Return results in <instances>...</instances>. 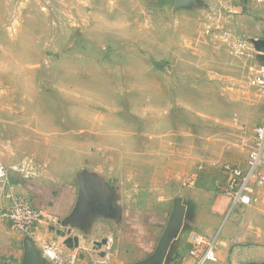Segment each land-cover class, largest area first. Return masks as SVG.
<instances>
[{
	"label": "rangeland",
	"instance_id": "rangeland-1",
	"mask_svg": "<svg viewBox=\"0 0 264 264\" xmlns=\"http://www.w3.org/2000/svg\"><path fill=\"white\" fill-rule=\"evenodd\" d=\"M257 37L260 17L232 11L230 0H0V155L12 153L4 144L20 145L18 123L38 137L19 148V166L41 177L54 132L71 140L55 143L58 164L70 153L78 165L81 151L107 147L95 138L103 131L160 134L154 150L178 154L186 234L196 191L224 197L222 164L241 160L232 144L262 121L251 124L264 97L248 87L246 60L231 45Z\"/></svg>",
	"mask_w": 264,
	"mask_h": 264
},
{
	"label": "crops",
	"instance_id": "crops-1",
	"mask_svg": "<svg viewBox=\"0 0 264 264\" xmlns=\"http://www.w3.org/2000/svg\"><path fill=\"white\" fill-rule=\"evenodd\" d=\"M259 108L262 111L256 114V122L252 125L264 117V107ZM21 112V117H25L24 110ZM16 114L19 115V108H16ZM98 120L97 126L103 124V119ZM21 124L15 125L18 128L16 142L20 145L4 144V148L10 147L8 151L13 154L0 155V163L10 168V179L16 192L26 196L36 209L50 217L37 233V239L58 238L63 241L53 227L71 228V235L79 238L78 264H195L196 258L190 254L191 233L201 234L207 239L216 237L217 262L212 264H264V205L255 203L233 207L228 195L218 198L202 189L196 191L191 204L196 214L191 223L194 229L186 234L182 226L172 230L167 245L158 250L169 220V208L174 207L179 195L175 188L179 179L178 154L154 150L156 145H152L164 141L162 135L132 132L125 135L126 141L121 145L124 140L121 132L105 136L103 131L101 137L97 135L95 138L97 141L106 140L107 147H101L92 154L88 150L81 151L78 153L81 158L78 165L72 161L70 153L66 161L58 164L59 154L53 150L55 143L64 141L63 137L69 142L71 140L68 134L53 131L47 135L46 141L49 142L50 153L39 161L47 163V170L42 177L26 178L13 168L21 165V145L35 142L38 137L33 128L25 131ZM81 124L84 127L88 122L81 119ZM54 125L56 127L55 122ZM82 130L86 133L81 135L86 134V137L81 141L88 140V132ZM249 139L252 144L251 134ZM0 141L3 142L2 137ZM242 141V135L238 136L232 144L235 149L230 150L237 152V158L241 160L224 161L222 165L246 167L247 148L236 146ZM100 158H104L103 162ZM58 174L64 175V181L57 178ZM94 174L96 177L91 179ZM78 175H82L80 180L75 178ZM223 175L221 184L227 180ZM85 188L86 192L83 191ZM82 191L86 195L79 206ZM6 205L7 202L0 198V213ZM102 239H112L111 248L105 245L101 251L95 250L94 243ZM23 241L12 231L10 222L0 216V264H20L24 255ZM103 252L105 256H101ZM44 261L51 264L47 259Z\"/></svg>",
	"mask_w": 264,
	"mask_h": 264
},
{
	"label": "built area",
	"instance_id": "built-area-1",
	"mask_svg": "<svg viewBox=\"0 0 264 264\" xmlns=\"http://www.w3.org/2000/svg\"><path fill=\"white\" fill-rule=\"evenodd\" d=\"M230 7L234 12H252L264 23V0H230ZM42 11H48V8L43 7ZM258 39L264 38H255ZM231 45L232 52L246 60L249 71L248 87L256 89L264 97V48L246 39H235ZM241 135L243 141L236 146L247 148L246 167L223 165L227 180L219 188L231 198L233 207L255 203L264 205V117L253 129L252 144L249 133L242 131ZM13 170L20 171L26 178L37 176L39 173L33 166L14 167ZM10 177V168L0 163V198L7 202L5 209H1L0 216L10 222L12 231L22 239H32L42 256L51 264H78V249L67 248L58 238L43 241L37 239V233L50 217L36 209L26 196L17 193ZM192 184L193 181H186V185ZM216 240V237L207 239L198 233L189 235L192 245L190 254L196 258L195 264L217 262ZM111 242L112 239H108V248H111Z\"/></svg>",
	"mask_w": 264,
	"mask_h": 264
},
{
	"label": "water",
	"instance_id": "water-1",
	"mask_svg": "<svg viewBox=\"0 0 264 264\" xmlns=\"http://www.w3.org/2000/svg\"><path fill=\"white\" fill-rule=\"evenodd\" d=\"M252 41L260 48H264V39H252ZM86 192V188L83 190ZM81 192V198L79 202V206L81 202L84 200L85 192ZM184 211V206L182 205V200L177 199L175 201V205L173 207V211L169 217L164 235L160 241L158 250L160 251L163 249L169 240V236L171 235V231L180 227L181 225V217L182 213ZM65 227V224H64ZM53 231H56L58 237L63 239L64 245L69 249H77L79 247V238L72 236V229H56V227H53ZM108 239H102L101 241H97L94 243V249L97 251H101L103 246L107 245ZM23 247H24V255L22 258V261L20 264H47L44 260L45 258L42 256L39 249L36 247L32 239L26 238L23 241ZM158 252V251H157ZM101 256H105V253L103 252ZM3 264H11L9 262H5Z\"/></svg>",
	"mask_w": 264,
	"mask_h": 264
}]
</instances>
